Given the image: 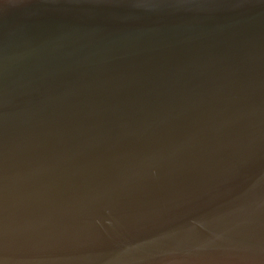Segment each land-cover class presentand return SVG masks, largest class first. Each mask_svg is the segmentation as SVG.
<instances>
[{
    "label": "water",
    "instance_id": "water-1",
    "mask_svg": "<svg viewBox=\"0 0 264 264\" xmlns=\"http://www.w3.org/2000/svg\"><path fill=\"white\" fill-rule=\"evenodd\" d=\"M0 264H264V0H0Z\"/></svg>",
    "mask_w": 264,
    "mask_h": 264
}]
</instances>
